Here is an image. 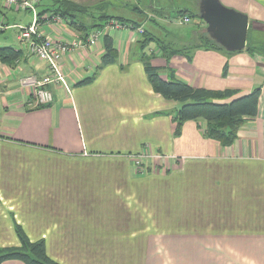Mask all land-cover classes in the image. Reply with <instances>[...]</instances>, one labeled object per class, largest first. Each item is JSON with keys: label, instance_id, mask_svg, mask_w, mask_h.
Wrapping results in <instances>:
<instances>
[{"label": "crops", "instance_id": "1", "mask_svg": "<svg viewBox=\"0 0 264 264\" xmlns=\"http://www.w3.org/2000/svg\"><path fill=\"white\" fill-rule=\"evenodd\" d=\"M68 1L145 37L107 33L116 61L101 69L102 39L65 55L66 86L51 85L52 102L39 104L19 81L47 71L17 28L22 57L0 63V248L19 246L16 223L59 264H264V0H218L248 17L238 51L219 27L209 31L204 0ZM169 9L185 13L177 25L189 29L162 27L174 24ZM29 21L0 5V33ZM38 31L74 35L47 22ZM142 56L164 81L172 71L192 88L230 92L212 102L259 89L256 115L228 146L207 136L201 118L178 125L180 104L153 91Z\"/></svg>", "mask_w": 264, "mask_h": 264}, {"label": "trees", "instance_id": "2", "mask_svg": "<svg viewBox=\"0 0 264 264\" xmlns=\"http://www.w3.org/2000/svg\"><path fill=\"white\" fill-rule=\"evenodd\" d=\"M43 1L46 0H40L36 6L39 25L40 22L53 24L48 19L47 21L42 19L43 14H47L48 17L58 16L63 22V26H66V29L69 28L74 31L81 39L87 37L90 29L101 28L109 20H113L109 17H95L89 13L92 10L90 11L68 0H47L46 5H41ZM41 7V11L38 12V8ZM28 13L32 22V15L30 12ZM181 15L185 16L186 14L181 13ZM83 16H87L89 21H92L87 23L79 19V17L82 18ZM115 20L131 26L132 29L137 28L136 24H128L119 19ZM97 21L104 22L99 24ZM144 37L145 33L143 32L139 38ZM102 43L104 46V55L101 57L98 69L115 63L117 55L112 39L106 34L102 37ZM21 57L22 51L20 50H15L11 47H0V63L4 65H12ZM140 61L153 91L166 100L180 104L177 113L178 125L186 121H194L201 118L206 123L207 136L221 145L228 146L236 139L238 129L242 126L244 120L256 115L260 96L259 89H255L251 93L233 99L230 102H212L210 100L215 98H229L230 92L215 93L205 89L192 88L176 79L172 71L169 73V79L164 81L159 76V69L152 66L150 59L142 56ZM93 79V77L86 78L75 86L82 87L89 85ZM13 227L19 246L0 248V263L9 260H18L24 264H59L50 259L46 254L43 239L31 241L19 225L14 223Z\"/></svg>", "mask_w": 264, "mask_h": 264}, {"label": "built area", "instance_id": "3", "mask_svg": "<svg viewBox=\"0 0 264 264\" xmlns=\"http://www.w3.org/2000/svg\"><path fill=\"white\" fill-rule=\"evenodd\" d=\"M40 0H0V5L5 7L17 6L32 15V22L28 27H17L19 29V39L24 40L27 44L28 54L40 61L46 68L47 74L41 77L29 76L20 79V87L28 88L33 92L39 104L52 102V96L48 88L51 85L60 84L66 86V77L62 70V58L76 49H85L94 46L101 37L110 31H120L132 29L131 26L119 23L116 20H109L101 28L90 29L87 37L81 39L71 29H66L63 22L58 16L43 15L42 19L51 21L58 29L62 26L65 32L74 34L72 38L64 37L51 38L44 36L38 31L39 20L37 17L36 6ZM177 21L180 25L189 21L188 17L181 16ZM50 19V20H49ZM135 30L138 36L143 34L142 29ZM64 32V33H65ZM66 34V33H65Z\"/></svg>", "mask_w": 264, "mask_h": 264}, {"label": "water", "instance_id": "4", "mask_svg": "<svg viewBox=\"0 0 264 264\" xmlns=\"http://www.w3.org/2000/svg\"><path fill=\"white\" fill-rule=\"evenodd\" d=\"M204 14L201 16L209 26H217L223 32L219 40L232 50L245 46L248 17L240 12L223 7L218 0H204Z\"/></svg>", "mask_w": 264, "mask_h": 264}, {"label": "rangeland", "instance_id": "5", "mask_svg": "<svg viewBox=\"0 0 264 264\" xmlns=\"http://www.w3.org/2000/svg\"><path fill=\"white\" fill-rule=\"evenodd\" d=\"M180 6H182V5H180ZM172 9H169L167 11H168V13L170 12V18L173 19L172 22L174 24L164 23V25L162 27L169 28V29H177V31H179V32H182V30L189 29V27H188L189 25H185L183 27H179L180 25H177V21L180 18L177 17V13H176L177 11L176 10L172 11ZM89 13L93 14V16H95V17H98V15H99V13H96L95 11H91ZM18 18H19V16H18ZM29 22L24 23L25 26H27L29 24ZM17 36H18L17 28H8V29H6L3 33H0V47H11V48H14V49L15 48L19 49L20 46H19V42L17 41ZM101 39H102V37L100 38V41H101ZM260 40H264V33H263L262 37L260 38Z\"/></svg>", "mask_w": 264, "mask_h": 264}]
</instances>
